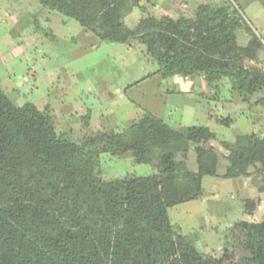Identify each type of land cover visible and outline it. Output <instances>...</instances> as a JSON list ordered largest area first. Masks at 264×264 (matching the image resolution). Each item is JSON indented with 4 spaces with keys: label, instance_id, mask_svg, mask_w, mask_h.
I'll use <instances>...</instances> for the list:
<instances>
[{
    "label": "trees",
    "instance_id": "16d2710c",
    "mask_svg": "<svg viewBox=\"0 0 264 264\" xmlns=\"http://www.w3.org/2000/svg\"><path fill=\"white\" fill-rule=\"evenodd\" d=\"M37 1L99 45L139 50L156 66L145 78L200 77L211 102L221 100L223 83L254 122L264 111V39L235 0H204L178 18L155 17L150 0ZM136 7L140 20L128 27ZM51 113L18 106L0 88V264H264V222L235 225L219 254H203L169 218L170 209L205 196L204 177L240 179L251 167L253 180L263 175L264 131L220 142L205 126L177 128L145 111L123 130L72 139L57 132ZM206 115L218 126L233 122L211 108ZM127 153L149 171L107 178L98 170L100 155Z\"/></svg>",
    "mask_w": 264,
    "mask_h": 264
},
{
    "label": "crops",
    "instance_id": "0c3cea01",
    "mask_svg": "<svg viewBox=\"0 0 264 264\" xmlns=\"http://www.w3.org/2000/svg\"><path fill=\"white\" fill-rule=\"evenodd\" d=\"M149 2L148 11L155 17L170 16L172 18H178L194 9L196 5L203 3L204 0H150ZM177 2L178 5L176 4ZM145 3L146 0H143L141 5H145ZM140 17V10L136 8L133 13L127 17L126 25L128 27L135 26L140 20ZM251 18L257 24L255 26L253 22L250 21L252 26L261 33V36L264 39V12H259L258 15L251 16ZM72 22L74 21L63 19L56 13L47 11L37 0H0V63L3 64L2 66L5 69H7L6 77L8 80L11 81L12 79L15 80L17 78V75L12 73V68L10 66L15 63H21V58L24 57V52H27V47L29 49L28 51L33 50L34 53L37 52L35 39H37L38 36L35 34L31 35L30 32L32 30L39 28V35H41L44 40L48 41V51H44L39 55L38 60L35 62L36 66H33L31 69L26 67L25 72L21 71L18 77L20 81L18 88L21 87L20 85H25L28 88L29 94H38L42 98V101L45 104L37 106L38 108H51V106L56 104L55 102L62 104L65 101L61 99V97L63 98L68 94L64 89L60 90V94H56L59 97H56V100L53 101L54 103H51L49 100L50 96L48 94V89L54 88L61 83L63 73H65L63 70L74 65L77 59H71L69 57L70 60H67L60 65V67L55 66L48 71L43 69V80L40 83L43 85L42 92L37 86L36 72L32 71V69L43 68L44 64L52 59L51 57H56L58 54L57 45L59 44L63 47H69L71 52L81 51L84 54L90 55L107 51L110 55L112 54L114 56L113 61L118 59L122 62L123 66L130 63L138 64L136 71L134 73L128 72L127 75L123 77L124 79H120V83L116 87L114 82H112L109 86L99 90L100 95H104L111 102H117L119 104V107L115 112L119 111V109L127 108L128 106L129 108H135L137 106L136 102L134 98L127 97V92L129 90L138 89L141 84L150 78L156 80L157 92L160 93L164 90L162 87V82L164 80L159 76L145 78L149 73H152L155 70L147 72L146 65H148V63L144 61L139 50L125 45H99L93 35L86 32L81 27V29H78L77 25L79 24ZM24 34L25 36H23ZM74 37H78L80 42L79 47L75 48L76 44H73ZM67 76H65L67 81L70 79L74 85L75 81L73 80L75 76ZM172 91L177 90L173 89ZM172 94L174 95L175 92ZM130 99L133 101H130ZM117 113L118 121L116 122L119 124L116 127H120L118 130H123L125 129L123 126L124 123L123 121L120 123V114L119 112ZM255 113L258 115L257 117H259V120L262 118V121L259 123H255L252 116L248 115L244 118L246 125L235 129L236 126H238L237 121L241 120L240 115L246 114L245 112H240L239 115L235 114V119L234 116H232V113L228 115L233 120L229 128H215L214 123L207 124L205 127L213 129L212 131L216 135L218 141L232 143L237 135L262 133L264 131V111H256ZM134 114L137 117L133 122L141 117L138 112H135ZM101 116L103 117V113ZM108 123L110 124L107 120V124ZM194 148V146H191L189 152V169L192 172H196L197 170ZM261 166L263 169V175L257 176V179L255 180H253V178L256 176V170L253 167L249 169V175L247 177L240 179L225 180L214 177H204L202 180V187L205 196L199 200L182 204V206L186 205V209L188 210L187 212L185 211L186 216H181L180 214L181 211L178 208L181 205L170 209L169 218L171 223L182 235L189 237L192 240V243L195 244V247H197V245L203 246V250L205 251L203 254H214L219 252L222 247V241L227 235L228 230L235 225L242 222L253 224L264 222V160H262ZM133 168H135V173L136 169L140 168V170H145L143 171V174L149 171V167L145 164L133 166ZM252 181L254 183H252ZM208 205L219 208L222 219L215 220L214 224L210 225L209 228H202L196 225L195 220L192 218V211L195 208H198V211L205 213V216L207 215L208 223H211V219L213 220L214 216L209 215L210 212H208ZM229 209H235V211L233 212L234 216L228 219L226 215L230 213ZM184 219L186 221H184ZM217 226L218 228L223 227V231L220 230L218 232L217 228H215ZM215 241L216 248H213L212 243Z\"/></svg>",
    "mask_w": 264,
    "mask_h": 264
},
{
    "label": "rangeland",
    "instance_id": "374dc122",
    "mask_svg": "<svg viewBox=\"0 0 264 264\" xmlns=\"http://www.w3.org/2000/svg\"><path fill=\"white\" fill-rule=\"evenodd\" d=\"M235 1L242 7L245 19L252 21L256 26L257 24L251 16L258 15L259 12H264V0ZM176 4L178 5V2ZM77 28L81 29L79 25H77ZM30 33L31 35L35 34L38 36V40L35 39L37 52L34 53L33 50L28 51L29 49L27 47V52H24L21 63H15L10 66L12 68V73L17 75L15 80L12 79L10 81L7 79V69L0 63V88L5 92L6 96L18 106L25 103H31L36 106L45 104L38 94H29L28 88L25 85H20L21 87L18 88L20 83L18 78L20 72H25L26 67L31 69L33 66H36L35 62L38 60L39 55L44 51H48V41L44 40V38L39 35V28L32 30ZM23 36H25V34ZM244 38V34L239 32L237 41L240 45H243ZM73 44H76L75 48L79 47L80 42L78 37H74ZM57 47L58 54L56 57H51L52 59L48 60L43 68L32 69V71L36 72L37 86L42 92L43 85L40 83L43 80V69L48 71L52 67H60V65L67 60H70L69 57L71 59H77L74 65L63 70L65 73H63L61 83L54 88L48 89L51 103L56 100V97H59L56 94H60V90L64 89L68 92L65 97H61L65 102L62 104L55 102L56 104L51 106L50 110L52 112L51 114L54 116L57 132L66 133V135L72 139L81 138L87 131L90 133L108 132L111 130L118 131L120 127H116L119 124L116 122L118 121L117 112L120 114V123H122V121L124 123V128H127L137 117L134 114L135 112H138L139 116L145 111L154 113V115H157L171 126L177 128L213 124V122H210L206 118V110L208 108H211L218 116L226 117L232 113L234 119L235 114L239 115L240 112H245L246 114L240 115L241 120L237 121L238 126H236L235 129H237V127H244L246 125L244 118L251 114L247 106L239 100L238 94L230 92L229 88L223 83H220L219 86L221 100L219 102H211L201 95L209 94V88L202 78L197 77L190 79L179 75L169 76L162 82V87L164 89L161 91L162 93L156 91L157 82L154 78L146 80L138 89L129 90L127 92V97L134 98L137 106L135 108H129L128 106L127 108L119 109V111L115 112L119 104L117 102H111L104 95H100L99 90L109 86L112 82H114L116 87L120 83V79H124L123 77L127 75L128 72L134 73L136 71L138 64L130 63L123 66L122 62L118 59L113 61L114 56L112 54L110 55L107 51L90 55L84 54L81 51L71 52L69 47H63L61 44L57 45ZM261 56H264V53H262ZM146 70L147 72L156 70V66L148 63V65H146ZM67 75L75 76L73 80L75 81L74 85L70 79L67 81ZM65 76H67V79ZM173 89L177 90L174 95L172 94ZM130 101L133 100L130 99ZM102 113L103 117L101 116ZM107 120L110 124H107ZM85 121H88L87 127L82 126L85 124ZM260 121H262V118L260 120L258 119L255 123H259ZM214 127L225 129L223 126H218L216 124ZM209 130L212 131L213 129L210 128ZM131 159L132 156L130 153L113 161L109 160L105 155H100L98 170L107 178H122L135 173V168L131 165ZM140 169H136V174H143L145 170ZM207 208L208 212H210L209 215L214 216L213 220L211 219V223H208L207 215L205 216V213L198 211V208L192 211V218L199 227L209 228L210 225L214 224L215 220L222 219L219 208L212 205H208ZM178 209L181 211V216H186L185 211H188L186 205H181ZM234 211L235 209H229L230 213L226 215L228 219L234 216ZM184 221L186 220L184 219ZM215 228H217L218 232L220 230L223 231V227L218 228L217 226ZM215 246L216 241L212 243V247L214 248ZM196 249L200 253L205 252L201 245H197ZM219 253L220 251L214 254Z\"/></svg>",
    "mask_w": 264,
    "mask_h": 264
}]
</instances>
